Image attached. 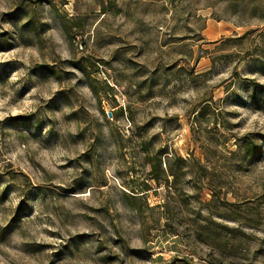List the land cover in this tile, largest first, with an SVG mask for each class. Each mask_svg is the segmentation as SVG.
<instances>
[{
  "label": "rangeland",
  "instance_id": "374dc122",
  "mask_svg": "<svg viewBox=\"0 0 264 264\" xmlns=\"http://www.w3.org/2000/svg\"><path fill=\"white\" fill-rule=\"evenodd\" d=\"M180 259L264 264V0H0V264Z\"/></svg>",
  "mask_w": 264,
  "mask_h": 264
},
{
  "label": "trees",
  "instance_id": "16d2710c",
  "mask_svg": "<svg viewBox=\"0 0 264 264\" xmlns=\"http://www.w3.org/2000/svg\"><path fill=\"white\" fill-rule=\"evenodd\" d=\"M243 153L247 159V161H253L257 159L259 156L260 148L255 145V141L252 137L245 138L243 145H242ZM147 163L150 165L149 176L152 180L159 182L163 180V177L167 179L168 176L173 177V182H175L174 178H176V174L173 171V166L171 160H168L165 163V169L162 167V163L156 157H147ZM172 161H176V165L179 168L180 165L186 164L185 161L181 158H173ZM194 166H197L198 163L196 161L190 160ZM199 167V166H198ZM210 191H213L210 189ZM181 264H192L187 259H180Z\"/></svg>",
  "mask_w": 264,
  "mask_h": 264
},
{
  "label": "water",
  "instance_id": "95a60500",
  "mask_svg": "<svg viewBox=\"0 0 264 264\" xmlns=\"http://www.w3.org/2000/svg\"><path fill=\"white\" fill-rule=\"evenodd\" d=\"M109 117L111 116V114L108 115Z\"/></svg>",
  "mask_w": 264,
  "mask_h": 264
}]
</instances>
